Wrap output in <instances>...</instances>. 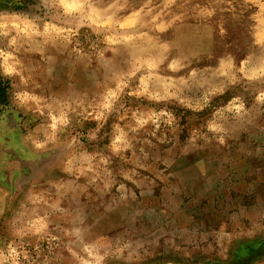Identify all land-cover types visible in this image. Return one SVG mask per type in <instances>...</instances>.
Here are the masks:
<instances>
[{
	"label": "rangeland",
	"instance_id": "rangeland-1",
	"mask_svg": "<svg viewBox=\"0 0 264 264\" xmlns=\"http://www.w3.org/2000/svg\"><path fill=\"white\" fill-rule=\"evenodd\" d=\"M0 81V264H264V0H0Z\"/></svg>",
	"mask_w": 264,
	"mask_h": 264
},
{
	"label": "crops",
	"instance_id": "crops-1",
	"mask_svg": "<svg viewBox=\"0 0 264 264\" xmlns=\"http://www.w3.org/2000/svg\"><path fill=\"white\" fill-rule=\"evenodd\" d=\"M2 135L0 136V146H5V132L1 133ZM10 134V133H9ZM16 135H14V131H13V139L15 141H17V143L19 144L18 148L13 147L12 152L18 157V161H21V157L23 155L20 154V152H25L27 153V151H30L29 148H25L23 145H20L19 140L16 139ZM4 146L2 147V149H0V153L3 155H5V149ZM4 149V150H3ZM22 149V150H19ZM19 174L21 175V173L15 169H0V222L1 220H6L7 218V222H10V215H7V206L8 203L7 201H9L10 199H12L13 201L17 200V195H15V191L14 188L19 184L18 180H19ZM79 193V190H78ZM22 195V194H21ZM74 196V195H72ZM6 214V215H5ZM4 216V217H3Z\"/></svg>",
	"mask_w": 264,
	"mask_h": 264
},
{
	"label": "trees",
	"instance_id": "trees-1",
	"mask_svg": "<svg viewBox=\"0 0 264 264\" xmlns=\"http://www.w3.org/2000/svg\"><path fill=\"white\" fill-rule=\"evenodd\" d=\"M7 95H6V90L5 87L2 85V82L0 81V103L2 105H6L7 104Z\"/></svg>",
	"mask_w": 264,
	"mask_h": 264
},
{
	"label": "clouds",
	"instance_id": "clouds-1",
	"mask_svg": "<svg viewBox=\"0 0 264 264\" xmlns=\"http://www.w3.org/2000/svg\"><path fill=\"white\" fill-rule=\"evenodd\" d=\"M61 2H63V0H61ZM6 71L9 72V73H11L13 71V69L8 68V69H6Z\"/></svg>",
	"mask_w": 264,
	"mask_h": 264
}]
</instances>
